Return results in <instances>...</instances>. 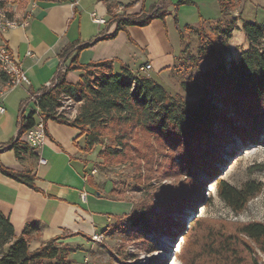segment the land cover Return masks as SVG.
<instances>
[{
	"label": "trees",
	"instance_id": "16d2710c",
	"mask_svg": "<svg viewBox=\"0 0 264 264\" xmlns=\"http://www.w3.org/2000/svg\"><path fill=\"white\" fill-rule=\"evenodd\" d=\"M220 2L225 18L234 8V0ZM165 12L158 8L149 14L112 16L117 20L116 30L101 37L115 36L126 24L147 25L156 17L163 18ZM242 28L248 46L242 48L237 60L221 55L212 40L200 39L197 60L204 61V66L182 81L188 97L173 95L154 77L140 69L133 70L122 61L120 71L116 72L115 58L79 64L78 51L89 45L84 43L77 46L78 51L69 65L70 70L87 69L79 81L73 83L64 74L54 87L39 88L34 100L45 121L53 119L80 129V133L85 135L86 152H93L99 145L98 156L104 165L132 159V156L142 157L132 148V141L140 135L146 150L142 154L148 159L149 168L157 163L158 157L164 156L174 166L176 157L172 153L179 152L180 166L186 168L193 183L184 188L164 183L149 189L151 182L148 176L145 189L147 199L142 202L139 217L131 220L136 233L145 234L138 227L142 220L145 227L155 224L158 229L173 235L182 232L178 258L186 249L191 233L203 224L204 216H193L186 228L184 216L188 215V207L195 206L205 197L206 180L221 170L216 162L222 160V144L230 143L231 135L235 134L244 146L250 145L258 142L264 133V20H243ZM101 37L97 36L95 40ZM71 49L73 45L65 47L61 55L68 54ZM62 94L79 102L74 116L58 111ZM35 115V109L23 115L20 134L36 123ZM106 138L110 141L106 142ZM0 168L6 174L35 187L30 171H16L3 165ZM197 168L205 172L206 180L197 174ZM165 170L168 171L167 168ZM215 188L228 206L240 211L261 190L262 183L248 179L239 186L223 175L216 178ZM114 190L111 189L112 192ZM200 190H203L202 195ZM158 195L162 199L156 207L154 200ZM35 226L29 223L22 234L15 238L13 224L0 210V264H42L45 260V264L74 263L75 260L69 257V245L55 244L60 242L58 239L61 236L31 248L28 234ZM204 229L206 250L216 258L224 256L222 259L227 260L228 256L238 257L236 236L232 232L224 228V231L215 230L210 222L206 223ZM236 231L250 238L264 252V221L242 223Z\"/></svg>",
	"mask_w": 264,
	"mask_h": 264
},
{
	"label": "crops",
	"instance_id": "0c3cea01",
	"mask_svg": "<svg viewBox=\"0 0 264 264\" xmlns=\"http://www.w3.org/2000/svg\"><path fill=\"white\" fill-rule=\"evenodd\" d=\"M122 5L124 9L119 12ZM155 7L166 11L163 18L156 17L144 26L126 24L115 36L101 37L116 30L117 20L112 16L149 14ZM262 8L264 0H234L229 15L237 18L238 23L261 22L264 19L258 20V16ZM92 10L107 17V23L94 22ZM224 16L220 0H40L26 18L3 33V41L30 79V83L8 88L0 77V105L5 107L0 111V167L30 171L35 183V187L31 186L0 168V210L13 224L15 238L33 223L36 226L28 234L31 248L58 236H61L58 241L64 244L87 246L95 242L94 233L104 234L131 207L129 201L113 195L112 185L100 186V178L92 166L94 152L84 150L85 135L77 127L47 119V139L42 146L30 145L24 136L16 139L23 115L35 109L36 120L42 116L33 95L53 80L62 67L70 65L77 46L89 43L77 53L79 64L119 58L137 70L139 65L152 60L144 57L137 67L131 66L133 56H141L140 50L135 51L134 39L141 45L152 39L163 46L165 59L160 65L164 63L171 74L188 33ZM97 36L101 38L95 40ZM72 45L71 54L62 56L63 49ZM119 62L115 61V69ZM150 70L146 71L149 75ZM80 71L70 70L69 81H79ZM16 140L17 144H13ZM42 157L44 163L40 161ZM101 199L117 207L120 204V210L111 213L112 217L98 207Z\"/></svg>",
	"mask_w": 264,
	"mask_h": 264
},
{
	"label": "rangeland",
	"instance_id": "374dc122",
	"mask_svg": "<svg viewBox=\"0 0 264 264\" xmlns=\"http://www.w3.org/2000/svg\"><path fill=\"white\" fill-rule=\"evenodd\" d=\"M39 1L0 0V14L4 13L6 17L19 21L26 18ZM263 13L264 9L262 8L258 20L264 19ZM225 18L227 19L225 20ZM225 18L217 22L200 25L195 31L188 33L186 44L183 46L181 56H179L174 70H171V74L167 71L169 69L164 63L160 65L165 59L163 46L152 39L146 40L144 45L134 39L136 41L133 42L136 47L135 51L140 50L141 56L134 55L131 66L137 67L144 57L152 60L151 76L162 83L173 95L188 97L187 92L182 87V81L187 79L191 73L197 72L199 67L204 66V61L197 60L200 39L212 40L217 46L218 52L227 59L237 60L242 48L248 46L242 23H238L236 19L234 21L235 17H232L231 14ZM228 20L231 22L228 23ZM71 52L72 49L69 53L71 54ZM119 60V58L115 59L117 62ZM120 66L121 63L119 66L117 65L116 72L120 71ZM171 67L173 68V66ZM77 69H81L82 74L87 70ZM69 71V66L62 67L53 82L49 86H45L47 88L54 87L59 78L64 74L67 75ZM67 79L69 80L68 75ZM78 105L79 102L76 99L65 97L62 94L61 106H59L58 111L74 116ZM18 134L21 135L19 132ZM231 137L230 143L222 144L224 148L222 160L216 162L221 170L215 176L206 180L205 172L200 168L196 169L197 174L205 178L207 191L202 200H199L195 206L186 209L188 215L184 216L185 226L186 228L189 227L190 219L193 216L201 215L204 216V219L202 226L197 227L191 233L187 247L179 258L177 253L183 240L182 232L173 235L168 231L163 232L162 229H158L155 224L145 227V221L142 220L138 227L145 231V234L136 233L133 230L135 226L131 223L132 218L139 217L138 212L142 202L147 199L145 189L148 176L151 182L149 189L159 187L164 183L174 184L180 188L193 183L186 173V168L180 166L179 152L172 153L173 157H176L174 166H172L171 160L164 156L158 157L157 163L149 168V161L142 154L146 150L140 135L139 138L136 136L132 141V148L134 147L142 157L132 156V159L127 158L116 161L113 165H104L98 156L100 147L98 145L93 151L92 166L96 168V174L100 178V186L112 185L115 188L113 195L129 201L131 207L129 212L118 216V219L112 222L102 234V239L92 237L95 242L87 246H83V244L70 246L67 244L71 248L69 257L75 260L73 264H264V252L254 241L236 231L242 223L255 220L264 221V133L261 134L258 142L246 146L242 144L237 135L232 134ZM109 141L106 138V142ZM132 154L133 152H131ZM224 159L225 162H223ZM166 168L168 171L165 170ZM223 175L227 180L239 186L248 179L257 180L262 183V188L248 201L244 209L235 211L221 199L215 188L216 178ZM202 191L199 192L201 195ZM155 199L154 205L157 207L162 197L158 195ZM98 207L103 208V211L108 212L112 217L111 213L117 212L121 208L120 204L117 207L116 204L109 200L105 201V199L98 202ZM175 214L178 216L177 212ZM207 222H210L215 230H223L222 228H224L236 236L238 257L228 256L227 260L226 258L222 259L224 256L216 258L214 254L206 250V241L203 235L206 232L204 226ZM61 243L55 242V244ZM194 256L195 258H192ZM45 262L47 260L42 264Z\"/></svg>",
	"mask_w": 264,
	"mask_h": 264
},
{
	"label": "built area",
	"instance_id": "2783aa9c",
	"mask_svg": "<svg viewBox=\"0 0 264 264\" xmlns=\"http://www.w3.org/2000/svg\"><path fill=\"white\" fill-rule=\"evenodd\" d=\"M155 7L154 9H156ZM124 9L123 5L118 7V11H122ZM92 20L99 25L107 23L108 19L104 15L98 13L96 10L91 11ZM19 21H9V17H6L4 13L0 14V77L4 79V82L8 88H12L16 85L23 83H30L29 76L27 75L24 67L21 62L15 55V53L7 46V44L3 41V33L12 26L18 24ZM30 52V51H29ZM152 67L151 62H145L139 66L141 71H148ZM53 80H50L46 85L49 86ZM36 93L33 95L32 99L35 100ZM5 107L0 105V111H4ZM73 116V115H68ZM20 128V127H19ZM24 136L25 140L35 147L42 146L47 139V129H46V121L41 116L36 123L26 130L23 134L19 136L17 132V138ZM41 162H45L46 160L42 157L40 159ZM87 193H83V197H85ZM93 238L102 239L103 236L101 233H94Z\"/></svg>",
	"mask_w": 264,
	"mask_h": 264
},
{
	"label": "bare ground",
	"instance_id": "6f19581e",
	"mask_svg": "<svg viewBox=\"0 0 264 264\" xmlns=\"http://www.w3.org/2000/svg\"><path fill=\"white\" fill-rule=\"evenodd\" d=\"M9 21H17V20L9 17ZM248 151H249V150H248ZM178 249H179V248H178Z\"/></svg>",
	"mask_w": 264,
	"mask_h": 264
}]
</instances>
